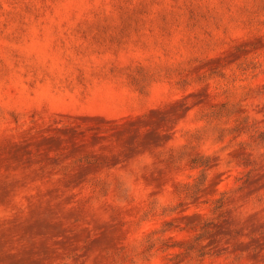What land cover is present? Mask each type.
<instances>
[{
    "label": "rangeland",
    "instance_id": "obj_1",
    "mask_svg": "<svg viewBox=\"0 0 264 264\" xmlns=\"http://www.w3.org/2000/svg\"><path fill=\"white\" fill-rule=\"evenodd\" d=\"M0 264H264V0H0Z\"/></svg>",
    "mask_w": 264,
    "mask_h": 264
}]
</instances>
